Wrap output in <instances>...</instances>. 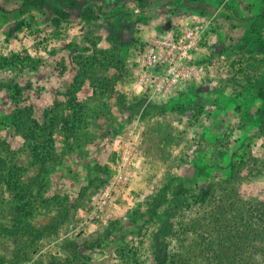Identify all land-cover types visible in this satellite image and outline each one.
<instances>
[{"label": "rangeland", "instance_id": "obj_1", "mask_svg": "<svg viewBox=\"0 0 264 264\" xmlns=\"http://www.w3.org/2000/svg\"><path fill=\"white\" fill-rule=\"evenodd\" d=\"M263 7L0 0V135L17 172V182L0 177V264H152L222 200L214 192L232 165L237 186L261 188ZM198 24V76L165 93L134 89L146 42ZM22 109L35 120L30 135L12 126ZM15 209L43 235L5 232Z\"/></svg>", "mask_w": 264, "mask_h": 264}, {"label": "trees", "instance_id": "obj_2", "mask_svg": "<svg viewBox=\"0 0 264 264\" xmlns=\"http://www.w3.org/2000/svg\"><path fill=\"white\" fill-rule=\"evenodd\" d=\"M58 15L66 21L70 18L76 20L78 17L64 11ZM260 16L264 25V7ZM260 108L257 114L262 115L264 120V104ZM26 111L28 110L22 109L14 115L16 117L12 126L15 133L30 135L33 132L35 120L29 115L30 111ZM54 114L56 113L53 112L51 116ZM0 129L5 130L7 127L2 126ZM0 146V177L9 173L7 180L17 182V172H11L16 171L13 169L15 162L3 152L7 143L1 135ZM232 166V175L223 179L214 192V197L222 200L214 204L215 201L211 199L213 204L207 206L203 215L196 217L192 223V219L184 223L188 241L182 243L173 254L160 245L152 257V264H165V261H169L168 264H264V184L261 188L244 191L237 186L241 180L240 172H235L234 165ZM211 193L213 194V191ZM218 209L219 212L213 213ZM62 221L63 217L56 222ZM44 228L45 226H35L30 218L15 209L9 224L4 226L3 230L7 233H15L18 230L31 232L38 237L39 234L43 235ZM69 261L67 258L65 261H57L56 264H70Z\"/></svg>", "mask_w": 264, "mask_h": 264}, {"label": "built area", "instance_id": "obj_3", "mask_svg": "<svg viewBox=\"0 0 264 264\" xmlns=\"http://www.w3.org/2000/svg\"><path fill=\"white\" fill-rule=\"evenodd\" d=\"M202 25L187 27L178 35L152 36L140 50L139 73L133 83L139 92L165 93L186 79L198 76L196 54Z\"/></svg>", "mask_w": 264, "mask_h": 264}]
</instances>
